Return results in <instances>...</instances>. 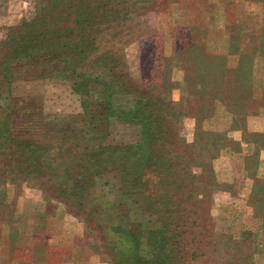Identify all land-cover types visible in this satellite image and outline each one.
<instances>
[{"label": "rangeland", "instance_id": "1", "mask_svg": "<svg viewBox=\"0 0 264 264\" xmlns=\"http://www.w3.org/2000/svg\"><path fill=\"white\" fill-rule=\"evenodd\" d=\"M107 2L130 19L123 28L98 12ZM86 17L96 29H86L85 38L99 41L98 49L82 39L81 60L41 53L63 51L66 29ZM23 34L41 42L42 55L21 65L5 60L6 49L29 43H14ZM69 36L83 37L75 30ZM232 36L239 39L235 46ZM187 39L203 42L209 56L230 53L215 77H223L219 99L236 115L209 97L200 104L185 100L184 69L196 81L192 53L182 47ZM68 45L71 53L76 45ZM98 53L105 59L86 60ZM204 77L214 89L217 82ZM135 90L171 109L166 115L156 106L165 141L151 147L150 162L144 157L152 166L147 185L121 196L128 151L143 137L142 124L127 116L139 101ZM5 110L22 112L18 136L37 151L47 145V157L63 163L75 149L74 159L99 152L113 160L97 168L96 186L62 193L59 181H51L56 173L38 164V156L13 158L19 148L12 145L0 153V264H110V226L120 222L127 238L137 222L146 231L165 214L188 229L175 240L190 264H264V0H0V113ZM164 196L169 210L160 212ZM103 201L118 204L101 211Z\"/></svg>", "mask_w": 264, "mask_h": 264}, {"label": "trees", "instance_id": "2", "mask_svg": "<svg viewBox=\"0 0 264 264\" xmlns=\"http://www.w3.org/2000/svg\"><path fill=\"white\" fill-rule=\"evenodd\" d=\"M108 5L109 2H107V5L104 3H99L98 12L102 10V12L106 14L102 15L105 20H107L109 17L112 18V20H116L113 24L114 27L121 26V28H123L125 21L130 20L122 19L119 16L123 8L111 3L109 6ZM86 14V12L82 13V15L84 16ZM86 18L88 19H77L76 24L73 26V28L66 29L67 36L60 38V42L66 40L60 48H64L65 46L66 49L70 48L71 50V47H69L68 43L70 45L74 44L76 45L74 47V51L68 53L64 48L63 51L58 52L59 47H57L55 50L47 49L46 52L41 53L47 55V53L52 54L55 52L61 54L63 58H68L69 60H81L79 57L84 56V54L77 53L76 48L77 45L79 46L82 44V39L88 40L87 45H92V49H98L99 41L96 42L94 38H85V36L87 35L86 29H96L95 22H91L89 17ZM115 18H118V20ZM112 20L109 19V21ZM74 30L81 33V36L83 35V37H78L79 39H77V41H70L69 34ZM193 30H195V28L187 29L188 32H191ZM99 31L101 32L102 29H99ZM24 36L25 34L18 36L14 43H19L20 45L18 46H21L26 43L28 39L29 43L20 48H13L12 50L11 48H9L8 50L6 49V51L4 52V56H2L4 59L6 58L5 60L8 59L9 62L14 61L15 63H18V65H21L31 59L35 60V58H37L41 54L39 51L40 47H38L41 42L37 43V39L31 37H28L27 40L26 38L23 39ZM43 37L41 39H43ZM100 37L101 34L96 38L99 39ZM232 37V43L231 41L230 43L232 44L231 46H235L239 39L237 37L234 38V36ZM199 43L200 45L193 44L192 40L187 39L182 44V47H187L184 50L190 51V53H192L193 64L190 65L192 68L191 74H193L196 79V81L190 80L188 77L189 73H187V71L184 69L186 73L184 83H186L187 85L185 100L196 99L200 104L203 100L206 99V97H209L210 99L220 101L226 108V111H228L232 115H236L230 103H227L226 100L219 99V92H224L225 90L222 85L223 77L220 76L219 79H216L215 77L217 75L216 73L222 69L224 59H226L230 55V53L226 57L209 56L205 52L203 42ZM33 46L37 47L29 48ZM236 48L238 47L236 46ZM236 54L238 55V53ZM176 55H178V53H176ZM86 56V60L91 63L92 60H104L106 54L98 53L95 59L93 57H89V55ZM245 58L247 59V62H251V58ZM236 60L239 62L240 60H242V56L239 57L238 55V58ZM204 76H209L212 78V81L217 82L211 84L214 86V89L210 90L205 86ZM219 81L222 82V84ZM115 82H118V80H116ZM149 86L151 90H154L153 85ZM135 92L139 101H136L133 107L129 109V111L127 112V116L130 117V121L140 122L142 124V126L144 127V129L142 130L143 137L141 142L130 147L128 151L130 159L126 160L127 165L125 167V176L124 179L120 181L122 188V190H120L121 196H125L126 194H128V192H132L130 191L131 187H135V191L136 188L141 190V185L144 186L143 189L147 185V180L144 177L146 175V171L152 166H150L149 168L147 167L148 163L147 161H145L144 157L146 158V160H148V162H150V160L152 159L151 147L155 148L154 145L165 141L164 136H162L161 134L162 124H160L159 115L156 112V106L161 107L163 110H166V115L170 113L171 109V107L166 106L167 104L165 103V100L159 97L153 98L152 95L145 96L139 91L135 90ZM21 115L22 112H16L15 114L13 112H10L9 110L1 111L0 113V147L2 149L0 153L2 155H6V150H9L12 145V147L14 148H19L16 153L17 155H14L13 158L22 157L21 155L23 152L27 154L25 155L27 159L28 157H30L32 161L38 156V159H35L38 161V164L44 166V169L45 167H50V170L48 171L49 174L53 172L57 174L52 176L53 180L51 181L53 183H57L59 181L61 186H63L62 188L65 189V191H62V193H81L84 192V190H86L87 188L96 186L98 184L97 168H100L104 164L109 163L111 160H113L111 159V156H109L108 158H102L99 155L101 154L99 152H83L79 154V157L77 159H74V153L77 152V150L73 149L71 158H69L68 161H63V163L57 161L59 159L54 158L53 156L47 157V150H49L47 145H42L40 147V151H37V144L30 143L28 139L25 140L24 137L22 138L18 136H22L21 134H18L21 130L22 121H20V129H17V123L15 121L21 120ZM26 124H29L28 118H26ZM138 156L139 158H137ZM68 165L70 166L67 167ZM165 167L167 168L168 166L165 165ZM3 168H5L4 170H6V168L10 170L12 167H10L8 164L6 166H3ZM70 169H72L73 171ZM163 198H165L164 201L166 207L160 209V212L166 211L165 209L169 210V202H167L168 196H164ZM146 201L148 203L152 201L151 195L146 196ZM117 204L118 202L103 201L100 204V206H102L100 210L105 211L110 208V206H116ZM144 210H151V207L145 206ZM107 219L110 218L106 217V220ZM170 219L171 216L167 218L165 214L162 220H158L155 224L150 223L151 225L146 231H144V227L142 228L141 223L137 222V225H135L136 228L133 231L125 233V236H127V238H124V233H122L123 227L120 228V226L118 225L120 222L112 225V227L110 226V229L114 234L113 238L111 236L108 237L107 244L109 245V247H106L109 251L110 264H190V261L193 258H191V256L190 258H187V253L184 245L182 246L181 243H178L175 240V237H183L186 234V230L188 229L184 231V224H182L181 226H177L175 225L176 219H171L175 223L173 221H170ZM181 229H183L182 233ZM176 231H179L180 234L177 235ZM150 249H154L156 251V254H153V251L150 252ZM231 264L235 263L232 262Z\"/></svg>", "mask_w": 264, "mask_h": 264}, {"label": "crops", "instance_id": "3", "mask_svg": "<svg viewBox=\"0 0 264 264\" xmlns=\"http://www.w3.org/2000/svg\"><path fill=\"white\" fill-rule=\"evenodd\" d=\"M253 149V148H252Z\"/></svg>", "mask_w": 264, "mask_h": 264}]
</instances>
